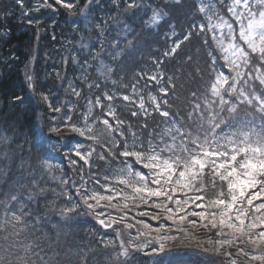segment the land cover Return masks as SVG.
<instances>
[{"label": "trees", "instance_id": "1", "mask_svg": "<svg viewBox=\"0 0 264 264\" xmlns=\"http://www.w3.org/2000/svg\"><path fill=\"white\" fill-rule=\"evenodd\" d=\"M212 2H210L211 5ZM192 3L195 1L192 0ZM216 3H219V0H215L214 4L218 5ZM65 4H71L72 7L67 8ZM219 4L225 5L226 3ZM185 11L187 10L184 0L177 2L170 0H91V2L90 0H62L60 4H57L56 0H47V2L46 0H0V151L2 152L3 147H6L8 154L13 153L18 156L17 160L24 161L31 153L35 154V157L39 156L42 150V145L38 143L41 134L46 138L42 141L46 143L54 139L56 149H60L66 158H70L72 148H75L77 143V137H81L79 133L72 131V125L84 127L85 115L89 109L88 101H91L92 112L88 116V123L95 121L92 125V134L96 139L81 138H85V144L89 143L91 149L95 151L88 158L89 163L79 162L76 168H70L75 179H81L79 185L89 188L94 186H91L92 183L97 184V181L105 183L110 179H120V170L126 168L125 161H128L134 170H141V165L136 164L133 157L120 155L125 150V138L129 150L149 151V139L154 141L152 146L157 147L158 150L160 136L165 133L166 129L172 127L171 120L165 122V118L161 117L159 112L153 111L154 105L151 97L155 96L159 99L162 93L159 91L161 85L150 80L149 76L157 72L163 75L162 83L165 86L169 83V77L173 80L174 88H169V95L166 97L169 101L167 110L176 117L178 124L182 125L185 131L190 129L193 133L197 131L200 124L208 127L207 119L202 120L199 114L197 127H190L192 114L193 118L196 116L193 109L199 98L197 81L201 79V76L199 77L200 73L196 72L200 70L201 62H207L206 57L208 56L206 53L204 56L198 53L201 49L195 41L196 36L192 28L194 16L189 20ZM155 14H159L160 18L153 22L152 17ZM190 30L192 32L190 39L184 40V36ZM178 41L181 43L176 53L166 56L165 53L171 52L172 47ZM189 57L191 60L188 59ZM159 61L162 63L157 67ZM108 69H111V72ZM29 75L32 76L34 90L29 88L27 79ZM73 89L79 92V96L75 95ZM105 93L114 96L115 99L109 102L104 99ZM193 93L196 95L193 96ZM257 93L264 94V91ZM124 95L131 96L135 103L124 101L122 99ZM97 97L101 98L102 107L95 106ZM141 97L150 113L147 117L137 107ZM207 97L211 98V94ZM199 102L203 105L202 97L199 98ZM110 106L114 108L116 118L124 121V138L115 132H108L109 129L102 123L103 119H108L109 123L115 127L114 118L105 115ZM56 107H59L61 111H53ZM161 107L165 106L161 104ZM133 111L140 114L134 117L132 116ZM67 117L71 119L66 121ZM53 123L61 125L59 129L70 132L55 136L56 132H50ZM145 124L147 127H142ZM130 125L131 130H129ZM101 131L104 132L103 137L100 136ZM132 133H136L135 141ZM60 137L65 139L60 140ZM165 139L167 140L166 136ZM60 141H64L63 144ZM134 142L135 149H133ZM109 143L114 150L110 149L112 150V156L109 157L111 158L110 165L103 169L102 166L105 164L98 154H95L100 148L98 146L109 145ZM104 155L107 156V153ZM9 162L12 167L17 166L16 159L9 160ZM142 171L145 174L148 172L147 169H142ZM208 171L206 168L207 188L203 193L205 204L216 198V191L220 188L218 179L216 180L217 189L212 188V178L207 175ZM11 174H14L13 170H9L8 184L12 177ZM72 180L68 178V182ZM125 187V185L118 186L122 190ZM0 189L4 191L5 187H0ZM223 190L227 193L226 184L223 185ZM36 191H33V194ZM127 191L132 195L131 188ZM70 194L72 193L69 192L60 199L62 201L66 197L70 199ZM176 195L183 198L180 192ZM188 195L191 196L193 193L189 192ZM156 199L151 198L149 204H143L137 200L139 206L136 205L126 215L120 212L103 215V218L112 217L124 225L127 224V219H132L133 228L127 233V238L132 242L135 240L131 239L140 241H135L136 246L146 245L137 251H142L141 253L131 256L127 264H138V261L149 260L150 255L154 253L153 248L159 249L158 236L168 237L162 241L166 249L164 251L172 247V252L185 250L190 253L194 252L198 257L206 256L213 261H222L220 253L224 256L223 252H226L223 247L220 248L219 253L214 251L215 241L221 239L216 236V232L220 230L219 227L212 229L209 225L206 229L202 223L207 224L208 220L201 222L199 217L194 216H187L184 222L173 224L165 219L166 213L162 208L151 206L152 201ZM162 201L163 198H160L158 202ZM167 206L173 207L171 203ZM190 207L196 211H205V208H195L194 204ZM78 211L75 209L73 212ZM141 211L146 214L138 216L137 213ZM207 211L211 213L218 210L209 208ZM34 212L37 215L36 218H40L38 215L42 214L43 210L34 209ZM96 213L98 212L92 215L98 217ZM153 216H158V219H153ZM138 221L143 223H138ZM160 221L170 229L156 233L154 229L159 228ZM191 221L195 223H190ZM89 222L92 221L89 220ZM145 224L150 226L147 227V232L143 230ZM89 225L93 231L88 229L85 235L80 232L79 236L74 234L71 237L69 234L67 237L66 244L71 243L73 238L78 239L73 242L75 244L73 249L78 246L77 253L74 255L72 250L68 252L66 258L56 257L55 264L73 263L69 261L70 258L76 261L83 259L91 264L92 246L95 245L102 251L108 249L92 241L99 227L94 223ZM30 226L33 227L35 231L33 234H36V237L44 235L43 231H38L37 224ZM43 228L47 232L52 231L49 226L44 225ZM8 229L6 228L5 235L8 234ZM134 229L136 231H133ZM141 231L146 235L147 240H139ZM2 237L0 233V243L5 242ZM209 239L213 242L211 245ZM19 242L27 245L26 242ZM235 246L236 249H246L250 255L258 252L253 246H247L245 243H237ZM64 248L63 245L61 251ZM204 248L213 250L203 251ZM36 251L34 250L35 253ZM20 253H23L22 247L17 249V254ZM2 254L3 250L0 249V255ZM108 254L103 258L104 260L110 258L108 261L114 262L115 259L118 260V257L124 258L119 254H111L110 251ZM232 255L236 261L244 259L243 264L251 262L250 256H244L239 252L238 255ZM228 258L226 261L233 260L230 256ZM153 260L157 263L162 262V258L158 256ZM13 263L17 264L15 261ZM251 263L259 264V261ZM99 264H106V261Z\"/></svg>", "mask_w": 264, "mask_h": 264}, {"label": "snow or ice", "instance_id": "2", "mask_svg": "<svg viewBox=\"0 0 264 264\" xmlns=\"http://www.w3.org/2000/svg\"><path fill=\"white\" fill-rule=\"evenodd\" d=\"M47 2V0H46ZM91 2V0H90ZM57 4L62 3V0H56ZM71 8V4L64 5ZM139 5H137L138 7ZM131 8L132 5L130 4ZM239 7V10H238ZM211 3L206 7L200 8L201 12L208 15L209 20L214 18L215 13L211 11ZM228 11L232 14L238 25L239 41H242L245 47L236 41L234 35L235 30L232 24L227 23L220 17V27H227V40L225 45V34L221 32L218 37L216 35V27L209 24L205 29V25L199 26L200 32H211L212 39L221 51V57L224 61L223 68H227L231 76L226 75L222 70L217 68V57L209 51V56L212 58V69L216 72V78L211 83L210 93L211 98L205 96L203 98V105L199 102L195 103L193 111H199L200 117L204 119V113L207 112L208 127L200 124L195 133L192 130L185 131L182 125H179L176 117L167 110L169 101L166 97L169 95V88H174V83L169 77V83L165 86L163 75L159 72L149 76L150 80L156 81L160 84L159 91L162 96L158 99L155 96L151 97L154 105L153 111L159 112L161 117L165 118V122L171 120L172 127L165 130V133L160 136L159 147H153L154 141L149 139V151L141 152L138 150H129L127 139L125 138L124 151L120 153L124 157H133L136 164L141 165V170H134L133 166L125 161L126 168L120 170L119 183L131 188L132 195L123 193L122 191L109 188L105 186L106 192H111V195H101L96 192H91L85 188L83 191L78 189L80 195L88 209H94L101 205V201H107L111 208H120L119 200L128 201L133 200L149 204L151 198H157L152 201L153 207L161 209L166 213L165 219L171 221L173 224L182 223L187 216L199 217L201 222L208 220L207 224H203L204 228L209 225L212 229H217V239L215 241L214 251L219 253L220 248L224 245L235 246L237 243L249 242L254 249H257V254L250 256L251 261H259V264H264V94H259L256 91L255 82L264 87V0H232ZM159 14L152 17L153 22L158 20ZM99 27V25H98ZM192 35L191 30L184 36V40L190 39ZM180 41L172 47L171 52H166L165 55H173L180 47ZM207 44V40H205ZM250 54H257L259 64H253ZM191 60V57L188 58ZM162 61L157 62V67ZM111 72V69H108ZM255 73V75H254ZM29 81V88L34 90L32 84V76H27ZM241 81L243 82L241 84ZM239 85V88H238ZM99 87V85H96ZM246 89H248L246 91ZM135 93V85L133 86ZM75 95L79 96V92L73 89ZM196 94L193 93V96ZM19 99V98H17ZM46 99V97H45ZM104 99L109 102L115 99L114 96L105 93ZM124 101H131L135 103L129 95L122 97ZM89 109L85 115L84 127H77L72 125V131L79 133L81 137L95 140L93 135V124L88 123V116L92 112V102L88 101ZM161 104L165 107L162 108ZM248 105L255 109L253 112H241L239 105ZM95 106L102 107L101 98L97 97ZM137 107L144 113L145 117L150 115L145 107L144 99L141 97ZM53 111L60 112L59 107L53 108ZM227 113V115H225ZM259 114V116L256 115ZM137 111L132 112V116H138ZM106 116H111L115 120V127L109 123L108 119H103L102 123L109 129L110 132L117 133L120 137H125L123 131L124 121L116 118L114 108L111 106L105 113ZM191 115V114H190ZM71 117H67L70 120ZM55 120V118H53ZM61 125L53 123L50 127V132H57ZM142 127H147V124ZM261 131L257 132L256 129ZM227 129L228 131H225ZM131 130V125L129 126ZM152 136V133H149ZM167 137V140L165 139ZM133 140H136V133H132ZM64 140V137H60ZM82 145L77 142L74 148V154L79 156L86 164L89 163L88 157L92 155L95 149L91 152L81 153L79 149ZM136 148L135 142L133 149ZM111 154V150L106 149ZM167 153V155H163ZM238 157H241L238 159ZM101 159H105L103 154ZM73 164L76 161H72ZM208 169L207 175L212 178L211 186L217 189L216 180L220 182V188L216 191V198L204 203V191L207 188L205 183V169ZM142 169H147L145 174ZM66 183V182H65ZM227 186V193L223 190V185ZM154 185L155 187H153ZM43 191V190H41ZM177 192L182 193L177 196ZM191 192L193 195L189 196ZM200 193V194H197ZM32 197L29 196V199ZM119 198V199H117ZM160 198H163L162 202ZM12 201H16L17 197L12 196ZM117 200L116 203H113ZM89 201H95L90 203ZM200 201L201 203H196ZM259 201V203H254ZM171 203L173 207L167 205ZM195 205V208H205V211L193 210L190 205ZM139 204H137V207ZM122 207L127 209L129 204L123 203ZM216 208L218 211L209 213L207 209ZM21 211H23L21 209ZM75 211L74 208L65 209L61 215L67 216L68 213ZM138 215H145L141 211ZM183 214V215H181ZM7 216V211L5 213ZM97 216H103L104 213H96ZM126 215V214H125ZM12 218L17 223L21 222V216L12 213ZM219 218V219H217ZM39 220V218H37ZM153 219H158V216H153ZM98 222L104 227H111V223H116L112 220L111 223H106L104 219H99ZM138 223H143L138 221ZM190 223H195L191 221ZM146 228L150 227L148 224L144 225ZM3 227V224H0ZM15 228L16 225L14 224ZM127 227L131 228L129 224ZM164 223H160L159 228L154 229L156 233L160 232L161 228H165ZM230 231L225 233L224 228ZM259 229V231H257ZM144 235V233H140ZM20 231H15L10 235H5V246L3 254L0 255V264H29L32 255V244L23 245L19 242L18 237ZM17 238V239H13ZM168 237L158 236L157 242L159 249L153 248V252H163L164 244L162 241ZM213 242L209 239V244ZM23 248V253L17 254V249ZM123 247V245H122ZM213 249L204 248L203 251ZM239 253L247 255L246 249H238ZM125 258L124 264L130 259V253L127 248H124L119 253ZM225 256H230V253H224ZM235 264V262H233Z\"/></svg>", "mask_w": 264, "mask_h": 264}, {"label": "rangeland", "instance_id": "3", "mask_svg": "<svg viewBox=\"0 0 264 264\" xmlns=\"http://www.w3.org/2000/svg\"><path fill=\"white\" fill-rule=\"evenodd\" d=\"M173 2H177L178 0H170ZM195 3H192V0H184L186 3V10L185 13H187L188 19L191 20L194 16L193 21V32L194 36H196V42L198 43V47L201 49L198 53L204 54L206 53L208 57H206L207 62H201L200 63V70L196 73H200L199 77L201 76V79H199L198 82V92H199V98L202 97V99L211 94L210 88L211 83L216 78V72L212 69V58L209 56V51H212L216 57H217V68L219 70H222L226 75L231 76L232 73L228 72L227 68H223L222 65L224 64V61L221 57V51L217 47L216 43L212 39V33L205 31L200 32L199 26L201 24L205 25V29L208 28L209 24L216 27V35L219 37L221 35V32L225 34V45L229 42L227 40V27H220V17L223 18L224 21L227 23L232 24L233 29L235 30L234 35L236 37V41L241 44L242 47H245L247 50L246 45L243 44L242 41H239L238 32L239 28L238 25L235 22V19L233 18L232 14L228 11L229 6L232 4V0H219V3L223 2L226 3L225 5H220L219 3H216L218 5H215V0H194ZM212 2V9L211 11L215 13V16L211 21L208 18V15L205 12H201L200 8L202 6L206 7L208 4ZM239 10V7H238ZM205 40H207V44H205ZM251 60L253 64H259V59L257 54H250ZM199 56V54H198ZM197 69V68H196ZM207 71V72H205ZM264 71V69H262ZM205 72V73H204ZM204 74V75H203ZM203 75V76H202ZM255 75V73H254ZM243 82L241 81V84ZM256 84V91L257 92H263L264 87H262L258 81L255 82ZM239 88V85H238ZM248 89H246L247 91ZM239 110L243 112H253L255 113L254 108H250L248 105H239ZM194 114L196 115L195 118H193V114L190 119V127H197V116L200 113L199 111H195ZM207 112L204 113V119H207ZM227 115V113H225ZM257 116H259L258 113H256ZM201 118V117H200ZM105 130V129H103ZM107 131V130H106ZM225 131H228L225 129ZM257 132L261 131L260 128L256 129ZM70 131H66L64 129H59L54 135H60V134H66ZM100 136L103 137L104 132L101 131ZM110 132V131H108ZM110 135L109 133H107ZM77 137V142H79L82 147L79 149V151L83 154L86 152H91L92 149L89 146V143L85 144L84 140L85 138ZM116 138V137H115ZM44 138L40 134V140L38 141L39 145H42V150L40 151L41 155L36 156L35 154L31 153L26 157V161L24 160H17V157L15 154H8V150L6 147H3L2 152L0 151V187H5V190L1 191L0 189V224H3V227H0V233L3 235L2 239L4 241L5 237V230L8 229V234L15 231H20V236L18 237V240L23 242H26L27 244L31 243L32 248V255L29 260V264H55V258L62 256L63 258H66V255L68 252H74L78 250V246L74 248L75 244L73 242H76L78 239L73 238L71 239V243H67V237L70 234L71 237H73L74 234L76 235H85L87 230L93 231V228H90V223L96 224L97 227H99L98 231L94 234L93 242L99 243L102 246H106L108 249L106 250H99L94 246H92V250L90 251L92 257V263L91 264H99L102 261H106V264H124L125 259L118 257V260H114V262L104 260L105 256L107 257L108 251L114 254H119L123 251L124 248H127L130 257L135 256L138 253H141L142 251L137 252L140 249H143L146 247V245H135V241L140 242L136 239L134 242L130 241L127 238V233L132 231L133 225H132V219H127L128 221L125 223L126 225L122 224L121 221H117L116 223H112V226L109 230H105L101 227L100 223L98 222L99 219H104L109 222H111L112 217L109 218H103V216H94L92 213L98 212V213H104V215H110L114 212L118 214V212L123 214H129L130 210H133L135 206L137 205V202L133 200L123 201L119 200L121 207L120 208H111L108 205L107 201H101V205L103 206H97L94 209H88L85 205L82 197L78 195V189L80 191H83L85 188L84 186H80L79 183L81 179H75L73 173H71L70 168H76L79 164V162H84L80 159L79 156L74 154V148H72V156L70 158H66L60 149H56L55 147V141L52 139L51 141H42ZM54 141V142H53ZM100 141V140H99ZM61 142V141H60ZM64 142V141H63ZM61 142V144H63ZM92 143V142H91ZM115 143V140H114ZM89 147V148H88ZM100 147V148H99ZM109 147L110 149L114 150L110 143L108 144H102L101 146H98L99 150L95 155L98 154L99 158L101 154L105 157V159H101L105 166H102V168H107L110 165L112 153L110 154L109 151H106V149ZM111 150V151H112ZM83 151V152H82ZM93 153V152H92ZM104 153H107V156L104 155ZM90 157V156H89ZM88 157V158H89ZM241 157H238L240 159ZM16 159L17 166L14 167L11 166V163L9 160ZM71 159V162H70ZM76 161L75 164L72 163V161ZM112 160L114 161V157H112ZM9 170H13L14 174H11L10 183L8 184L7 177L9 175ZM18 173V174H15ZM113 174V173H112ZM68 178L73 179L72 182H68ZM120 179H110L105 181V183L98 182L95 185L94 183L91 184L94 185L93 187L87 188L89 193L96 192L101 195H111L112 193L105 191V186L107 185L109 188L116 189L119 191H122L125 194H128L131 196L130 193H127L130 188L125 187L124 190L121 188H118V186H122L123 184L119 183ZM66 182V183H65ZM83 184V182H82ZM120 184V185H119ZM98 185V186H97ZM83 188V189H82ZM82 189V190H81ZM37 190V191H36ZM43 190V191H41ZM33 191H36L35 194H33ZM70 194V199L65 198L63 201L60 198H63L65 195ZM16 196L17 200L12 201L11 197ZM29 196L32 198L29 199ZM119 199V198H117ZM73 200V202H72ZM80 201V204H79ZM90 203H95V201H89ZM117 200H114L113 203H116ZM127 202L129 204V207L127 209H124L122 207L123 203ZM77 203L78 205L74 204ZM254 203H259V201H254ZM75 208L79 210L78 212H71L68 213L67 216H62L61 213L67 209ZM70 206V207H69ZM21 209L23 211H21ZM34 209H42V214L38 215L40 218L39 220L36 218L37 215L34 212ZM7 211V216L5 215ZM12 213H16L17 215L21 216V222L17 223L12 218ZM115 214V213H114ZM134 216V214H132ZM138 216H144V215H138ZM124 218V217H122ZM132 218V217H131ZM8 220V222H6ZM92 221V222H89ZM159 221V220H158ZM55 222V224H54ZM10 223V225H9ZM13 223H15L16 227H13ZM161 223V221H160ZM37 224L39 229L38 231H43L44 235L42 237H36V234H33L34 229L30 225ZM131 224L132 227L129 228L127 225ZM49 226L52 230L51 232H47L43 226ZM160 225V224H159ZM93 226V225H92ZM197 228V227H196ZM146 227L143 228V230L147 232ZM170 228H162L160 229V232H166ZM133 231H136L135 229ZM223 231L225 233H228L230 230L228 228H224ZM259 231V229H257ZM80 232H82L80 234ZM143 233V231H141ZM140 234V232H139ZM98 235V236H97ZM77 236V237H78ZM17 239V238H13ZM139 240H147L146 235H139ZM134 245L132 246V244ZM247 246H250L251 243L245 242ZM63 245L65 248L62 250ZM123 245V247H122ZM138 245V244H137ZM5 246V242L0 243V249L3 250ZM252 246V245H251ZM261 247H264V245H261ZM81 247H79V250ZM114 248H117L118 250H115ZM112 249V250H109ZM165 249V248H164ZM223 249L226 252L223 253H230V257L233 260L226 261V259H229V256H223L222 253H220L222 261H213V259H209L206 256H200L198 257L194 252H186L178 251V252H172V247L169 248L168 251H164L162 253H153V255H150L149 260H146V262L138 261V264H243L242 261L239 260L236 261L232 256V254L238 255V249H236V246L232 245H224ZM36 251V253L34 252ZM145 250V249H144ZM166 250V249H165ZM61 251V252H60ZM67 252V253H66ZM166 252V253H165ZM248 254L244 256H251L249 252ZM254 254V253H253ZM252 254V255H253ZM117 257V255H115ZM158 256L162 258V262L157 263V261L154 262L153 258ZM71 259V260H70ZM69 261H72L73 263L69 262V264H88L83 259H80L79 261H76L72 258H70ZM129 260V259H128ZM247 262V260H245ZM252 262V261H251ZM250 261L247 262V264H254ZM16 264V263H13Z\"/></svg>", "mask_w": 264, "mask_h": 264}, {"label": "water", "instance_id": "4", "mask_svg": "<svg viewBox=\"0 0 264 264\" xmlns=\"http://www.w3.org/2000/svg\"><path fill=\"white\" fill-rule=\"evenodd\" d=\"M106 223H111V222L106 221ZM100 225H101V224H100ZM111 226H112V223H111ZM101 227L104 228L105 230H109V229L111 228V227H107V228H106V227H104L103 225H101Z\"/></svg>", "mask_w": 264, "mask_h": 264}, {"label": "bare ground", "instance_id": "5", "mask_svg": "<svg viewBox=\"0 0 264 264\" xmlns=\"http://www.w3.org/2000/svg\"><path fill=\"white\" fill-rule=\"evenodd\" d=\"M105 221H107V220H105Z\"/></svg>", "mask_w": 264, "mask_h": 264}]
</instances>
